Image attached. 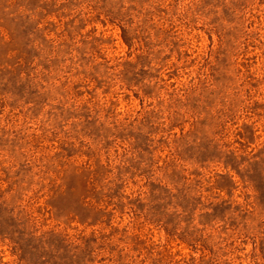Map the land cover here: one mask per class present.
Masks as SVG:
<instances>
[{
	"label": "rangeland",
	"instance_id": "1",
	"mask_svg": "<svg viewBox=\"0 0 264 264\" xmlns=\"http://www.w3.org/2000/svg\"><path fill=\"white\" fill-rule=\"evenodd\" d=\"M0 264H264V0H0Z\"/></svg>",
	"mask_w": 264,
	"mask_h": 264
}]
</instances>
